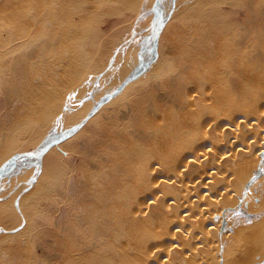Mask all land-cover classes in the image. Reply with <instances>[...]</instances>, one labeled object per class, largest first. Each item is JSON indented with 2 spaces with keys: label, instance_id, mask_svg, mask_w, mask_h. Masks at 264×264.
Here are the masks:
<instances>
[{
  "label": "bare ground",
  "instance_id": "6f19581e",
  "mask_svg": "<svg viewBox=\"0 0 264 264\" xmlns=\"http://www.w3.org/2000/svg\"><path fill=\"white\" fill-rule=\"evenodd\" d=\"M130 1L121 0V3L124 6ZM23 4L24 0H0V21L19 16L22 12L16 15V10ZM206 5L209 6L206 10L219 8L222 16L219 27L208 28L205 22L200 29L194 22L187 25L190 19L196 18L200 7ZM227 13L232 14L231 19L226 17ZM187 15L192 17L187 18L183 28V31L187 29L186 36L182 37L186 52L180 49L181 38L170 44L179 58L172 63L177 72L170 75L168 81L158 82L155 78V88L152 86L149 92L140 91L145 85L141 83L134 94L131 90L127 93L131 94L130 99L127 98L128 110L119 115L122 127H116L117 123L112 125L111 128L116 129L106 133L110 140L102 155L96 157L95 154L86 162L88 172L80 176L82 185L71 200V212L62 208L58 227L60 243L56 249L58 264H215L223 248L225 258L230 257L226 264H243L264 246V238L258 237L259 243L255 241L256 230L252 228L256 220L247 222L236 212L228 213L241 201L245 187L249 191L247 209L255 208L257 196L264 207V176L257 179L261 171L264 173V0H199ZM69 17L73 21L74 17ZM69 23L67 28L61 26L62 31L71 28ZM21 30V23L13 24L5 34L0 30V55L4 51L13 52L6 42L14 35L20 38ZM197 38H201V44L197 43ZM57 39L58 45L61 41ZM64 43L66 49L68 45L65 47ZM33 48L34 45L30 47ZM70 55L66 63L59 64L61 66L52 69L50 74L40 71L35 80L23 75L15 92L19 95L9 104L15 102L18 109H24V116L32 120H38L42 111L54 108V100L60 95L55 96L53 90L50 93L45 88L54 87L61 79L71 82L75 78L74 55ZM10 61L15 62L4 58L0 67L5 70L4 66ZM115 70L122 78L125 68L118 65ZM135 70L134 67L130 71L131 76H143V72L138 69L134 73ZM56 72L59 79L54 80ZM128 76L123 80L126 83ZM0 82L5 96L4 78ZM77 83L72 82L70 89L78 87ZM114 97L110 94L106 99ZM78 129L79 125L72 124L62 131L57 125L54 132L59 133L58 143ZM52 137L47 136L45 142ZM1 145L0 162L5 151ZM43 172L41 170V174ZM6 204L13 206L9 200L0 202V213L5 217L9 213ZM259 222L264 223V218ZM261 228L264 230V224ZM233 252L236 256L232 257Z\"/></svg>",
  "mask_w": 264,
  "mask_h": 264
},
{
  "label": "rangeland",
  "instance_id": "374dc122",
  "mask_svg": "<svg viewBox=\"0 0 264 264\" xmlns=\"http://www.w3.org/2000/svg\"><path fill=\"white\" fill-rule=\"evenodd\" d=\"M24 1L25 4L20 5L16 10V15L22 12L19 16L12 15L14 18H5L0 21V30L3 34L15 23L22 24L21 32H23L20 38L14 35L6 42L8 46H12L10 50L14 49L13 52L4 51L0 55L3 59L15 61L12 63L10 61L9 65H5V70L0 67V80L4 78L6 83L5 96L0 90V123L5 118V120L3 119L5 122L2 121L0 124V145L2 144L1 147L5 150L0 162V202L6 203L9 200L13 205L9 204L10 208L12 207L10 210V208L8 209L9 205L6 204L5 208L9 212L6 217L0 213V264H58L56 249H58L60 243L58 227L61 225L62 208H67L69 213L73 209L71 200L78 194V188L82 185V181L79 180L80 176L88 172V168L85 166L86 162L88 163V159H92L95 154L96 157L102 155L108 140H110L106 133H109L111 129H116V127H122L119 115L122 111L128 110L127 101L130 99L131 94L139 90L141 83L145 85L143 86L144 89L141 88L140 91L149 92L152 86L155 88L153 83L155 78L158 82L161 80L168 81L170 75H174L177 72V67H173L172 63L179 58H176V53L172 52L171 48L173 45L170 46V44L176 43L175 40L181 38L180 49L182 52H186L183 49L185 46L182 47V37L186 36L187 29L183 31V28L186 26L187 18L192 17L187 14L196 7L199 0H131L124 6L121 0ZM212 5L210 4L209 6ZM207 6L200 7L196 18L190 19L187 25L190 22H194L197 29H200L202 27L201 23L205 22L208 28L219 27L222 20V16L218 12L219 8L216 6L212 10H206ZM44 9L46 11L43 17ZM56 9L57 11L55 12ZM65 12H67L66 15H63ZM68 13H70L71 17H74L72 18L73 21ZM63 17L69 18V21ZM226 17L231 19L232 14L227 13ZM20 18L22 22L19 21L21 20ZM44 18L45 20H43ZM76 18L77 21H75ZM242 18L243 16L241 15L240 19ZM50 21L52 22L49 23ZM46 22L47 24H45ZM48 23L51 25V27L49 26L50 28L47 27ZM53 23L56 26H53ZM68 23L72 29L65 30V33L62 31V27L67 28ZM57 24L60 26H57ZM55 29L56 33L59 31V34L55 33ZM69 31L71 32L70 34ZM61 35L64 36V39L63 36L61 38ZM57 37L62 43L59 42L58 45L61 44L59 47H57ZM54 39L57 40L55 41ZM69 40L72 43L67 42ZM196 41L201 44L202 40L197 38ZM63 43L65 47L67 46L66 49ZM33 45L34 48L30 49ZM69 45H71L72 49L75 45L76 47L72 50ZM44 46H46L45 49ZM49 49L50 51H48ZM67 50L72 52L71 55H74L75 78H72L71 82L68 81L69 83L61 79L62 81H56V84L53 83L54 87H44L49 92L53 90V94H57H54L55 96L60 95L54 100L56 108L52 107L49 110L42 111L44 113L38 120L27 119L24 116V109H18L19 107H17L15 102L14 104H9L18 94L15 92L19 88V80L25 75H29L31 80H35L40 76V71L45 73V70L48 72L47 74H50L53 72L52 69L61 66L59 64L66 63V57L71 53L69 51L66 53ZM17 52L19 53L17 54ZM44 52L48 55H44ZM65 53L66 57L64 56ZM15 55L18 57V61ZM44 57L47 58L44 59ZM3 59H0V62ZM14 63L15 66L13 65ZM25 64L26 69H28V66L31 68L29 70L24 69ZM118 65L125 68L122 78V74L115 72V67L118 68ZM134 67L136 68L134 73L138 69L139 72L144 73H142V77L134 78L130 75V71ZM14 68L18 70H14ZM76 71H79L78 75ZM56 74L57 72L55 75L51 74L55 76L56 79L54 80L58 78ZM112 74L115 77L111 78ZM17 76H19V79H17ZM126 76L129 77L127 83L123 81ZM76 77L77 80H74ZM72 82H78L79 86L75 88L78 92L75 89H70L73 85ZM60 83L61 85L58 86ZM55 86L60 90L58 91ZM63 87L64 89H62ZM130 90L132 92L128 95L127 93ZM8 94L10 95L8 96L9 98L7 97ZM110 94L115 95V97L111 100L106 99ZM5 97L6 100H4ZM6 101L7 104L5 103ZM59 107L60 109L57 111ZM13 108L17 113H15ZM13 113L18 116H15V114L14 116L11 115ZM59 115L62 116L60 121L57 122ZM10 118L12 119L10 120ZM72 124L79 125L80 129L58 143L59 133L58 131L54 132L57 125L59 129L64 131ZM114 124L116 127L111 128ZM1 127L3 128L1 129ZM21 135L25 136L21 137ZM49 135L53 137L47 143L45 138L49 137ZM20 138L23 139L19 141ZM40 157L41 160L38 161ZM41 170L44 171L43 175ZM263 176L264 173L261 171L257 175V179H262ZM35 184L37 185L36 188ZM253 185L254 181L251 182V186ZM248 193L249 191L245 187L241 201L228 213L236 212L237 216L244 217L247 222L256 220L252 230H256L255 241L259 243L261 240L259 241L257 238H264V230L262 229L263 227L261 228L264 223L259 222L260 218H264V207L259 203L257 196L255 197V208L253 210L247 209V204L249 203ZM63 200H65L64 204H61ZM8 215L10 217L7 218ZM2 216L4 217L3 219ZM67 217L70 218V214ZM219 234L218 232L217 235ZM260 250L243 264L261 261L264 257V246ZM231 256H236V252H233ZM229 258V256L225 258L223 248V250H220V255H218L215 264H226ZM156 259L158 260V257Z\"/></svg>",
  "mask_w": 264,
  "mask_h": 264
},
{
  "label": "water",
  "instance_id": "95a60500",
  "mask_svg": "<svg viewBox=\"0 0 264 264\" xmlns=\"http://www.w3.org/2000/svg\"><path fill=\"white\" fill-rule=\"evenodd\" d=\"M252 264H264V257L261 259V261L253 262Z\"/></svg>",
  "mask_w": 264,
  "mask_h": 264
}]
</instances>
